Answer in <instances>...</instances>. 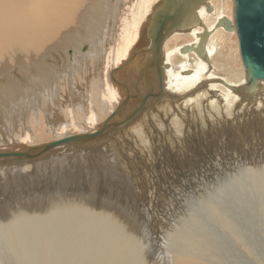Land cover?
<instances>
[{
    "label": "bare ground",
    "instance_id": "6f19581e",
    "mask_svg": "<svg viewBox=\"0 0 264 264\" xmlns=\"http://www.w3.org/2000/svg\"><path fill=\"white\" fill-rule=\"evenodd\" d=\"M165 2L0 0V194L19 201L8 213L10 204L0 203V264H264V160L254 163L264 141L246 136L232 148L242 135L264 139V87L246 96L236 1L172 4V21L194 18L169 24L162 45L153 19ZM143 98L142 113L126 103ZM99 129L110 135H95ZM154 134L174 159L215 150L224 168L212 191L196 184L187 191L194 198H179L169 215L163 201L158 222L149 219L147 187L136 182L135 173L150 171L132 151L141 141V152L153 153ZM119 142L129 159L100 166L99 156L122 151ZM232 155L238 163L227 165ZM28 194L73 199L34 205ZM153 222L159 236L146 231Z\"/></svg>",
    "mask_w": 264,
    "mask_h": 264
},
{
    "label": "rangeland",
    "instance_id": "374dc122",
    "mask_svg": "<svg viewBox=\"0 0 264 264\" xmlns=\"http://www.w3.org/2000/svg\"><path fill=\"white\" fill-rule=\"evenodd\" d=\"M2 5H4V4H2ZM2 16H3V14H2ZM83 50H86V49H83ZM69 53L71 54L72 53V50H69ZM38 56H39V54L37 53V52H33L32 53V59H38ZM27 58V57H26ZM32 59H29V58H27L26 59V61H29V62H31L32 61ZM7 63V62H6ZM7 65H8V63H7ZM9 66H12V67H15L14 66V64H10L9 63ZM83 88H85L86 89V85L83 87ZM81 92H83V95L82 94H80L81 96H87V93H86V95H84V90H81V89H79ZM92 102H94V101H92ZM56 103V104H55ZM55 103H54V106H55V111H59V109L57 108L58 107V101H55ZM80 105H82L81 103H80ZM79 105V106H80ZM57 106V107H56ZM77 109V108H76ZM79 110V109H78ZM83 110H84V108H83ZM82 115V116H81ZM81 115H80V111H79V115H78V117H77V119H76V123H81V126H79V127H81L80 128V130H83L82 128H83V126H82V119H83V113L81 112ZM61 116H65V115H61ZM80 116V117H79ZM81 117H82V119H81ZM50 125V124H49ZM48 125V126H49ZM78 125V124H77ZM29 126H32V122L30 121L29 122ZM30 128V130L28 129V131H29V133H31V139L33 140V142H35L36 141V139H35V136H34V132H33V127H29ZM15 129H16V131H22L24 128H23V126H22V128H21V126L20 125H17V126H15ZM51 130H49V132H50ZM91 131V130H90ZM20 132H18V134H16V136L14 137L15 139L17 138V137H19V136H21L22 135V133H20ZM20 134V135H19ZM53 134L51 133V136H52ZM146 135V134H145ZM145 135H143V139H144V137L145 138H147L148 137V139H150V137H152V136H150L149 134L147 135V136H145ZM155 136V137H154ZM154 136H153V138L155 139L154 141H153V144H150V143H148V148L150 147V151H152L153 153H151V154H149V153H147V154H149V155H147V154H145L144 152H141V151H143V149H144V145L141 143V141L139 142V145L141 146H139L138 145V143H136L135 142V144L136 145H134L133 146V149H132V151L134 152V154L136 155V154H138V155H143V156H141V157H143V160H144V164H145V167H141V168H145V169H147V170H149L150 172H141L140 174H137V173H135V175L137 176V183H140V184H143V186H145V187H147V191L149 192V194H150V196H148V197H146V198H148V200H149V203L151 204V209H150V211H149V219H150V217H151V215H153V217H152V219L153 220H155V221H157L158 222V219H157V213H158V210L159 209H157V208H160V209H166V207H165V205L162 203L163 201L164 202H167L168 204H171L170 206H168L167 207V213H168V215L170 214V211L173 209V207H174V204L175 203H177V200L179 199V198H186L187 200H191V199H193L194 198V196H192V195H187V191H190V190H192L193 188H195L196 187V184H197V187L194 189V190H197L198 189V187H200L199 186V184L203 181V183H201V188L203 187L204 189H205V191L206 192H210V191H212L213 189H211V190H209L210 189V186H212L215 182H216V180H217V178H214V177H217V174L220 176V172L224 169V168H217V166H218V164L219 163H216L218 160L220 161L221 160V156H222V154L221 155H219L217 152H215V150H210V151H208L207 149H200V151H201V157L203 156H205L204 158L202 157H198L199 155H197L196 157H194L193 158V160L191 161V162H186L182 157H177L179 160H177V159H174L173 158V156L172 155H169L170 153L168 152V150L165 148V146L164 145H162V142L160 143V140L157 138V136L154 134ZM246 136H248V137H252V139H254V140H256L257 142H259V140H260V142L263 140L264 141V139H263V136L262 137H260V136H258V135H242V137L241 138H239L237 141L238 142H235V144H240V141L242 140V138H244V137H246ZM255 136H258V137H255ZM49 139H52V138H49ZM148 139H145L147 142H148ZM250 139V138H249ZM259 139V140H258ZM158 140V141H157ZM135 140H133V142H134ZM259 142V143H260ZM120 143V142H119ZM118 143V144H119ZM152 143V142H151ZM159 143V144H158ZM248 143V142H247ZM121 145H122V143H120ZM155 144V145H154ZM161 144V145H160ZM238 144V146H235V147H232L233 149H235L236 147H240L241 146V144L239 145ZM120 145V147L122 148H120L122 151H118L119 149V146H117L116 147V151L115 152H113V153H108L109 155H107V154H102L101 156H99L98 157V161H99V164H100V166H102L103 167V162H105V165H104V167L106 168L107 166H110V164L111 165H113V164H119V163H122L123 161H125L126 159H129V158H127V156L125 157L124 156V154H123V145L121 146ZM139 147H138V146ZM143 145V146H142ZM157 145V146H156ZM1 146H6V145H4V144H1ZM21 146V145H20ZM137 147V149H136V147ZM153 146H154V148H153ZM159 146V147H158ZM258 146H261V145H258ZM262 146H263V148L260 150V154L261 155H263L264 154V145L262 144ZM151 147H152V149H151ZM0 148H2V147H0ZM158 148H160V150H158ZM155 149V150H154ZM159 152H158V151ZM205 151L204 153L205 154H203V151ZM142 153V154H141ZM155 153V156L153 155ZM158 153V155H156ZM211 153V154H210ZM147 156V157H150V155H151V159H146L147 157L145 156V155ZM207 154L209 155V157H212V156H216L217 154L219 155V157H218V155L214 158V160H216V161H210L209 160V157L207 156ZM214 154V155H213ZM77 155V154H76ZM83 155H86V154H83ZM103 155H107V157H106V161L103 159V158H100V157H102ZM137 155V156H138ZM169 155V156H168ZM225 157H226V154L224 155ZM233 156L234 155H232V156H229V157H227V165H231V164H236V163H238V161H235L234 159H233ZM208 157V158H207ZM139 158V157H138ZM138 158H135V159H133V165H135V166H137L136 165V163H137V159ZM198 159V161H197V159ZM206 158V159H205ZM108 159V160H107ZM163 159V160H162ZM181 159H183V160H181ZM195 159H196V161H197V163H196V161H195ZM205 159V160H204ZM136 160V161H135ZM149 160V161H148ZM176 160V161H175ZM263 160H264V157H260V158H258L257 160H255L254 161V163H256V164H259V165H262L261 163L263 162ZM89 162H91L90 160H88ZM162 161V162H161ZM184 161V162H183ZM209 161H210V163H209ZM45 162V161H44ZM101 162V163H100ZM146 162V163H145ZM206 162V163H205ZM213 162H215V163H213ZM150 164V167L152 168H150L149 167V164ZM153 164V167H152V164ZM194 163V164H193ZM204 163V164H203ZM146 164L148 165L147 167H146ZM180 164H181V166H180ZM191 164L192 165H194V166H191ZM200 164H203V166H199ZM210 164H211V166H210ZM214 164V165H213ZM216 164V165H215ZM189 165H190V167H189ZM209 165V166H208ZM207 166L209 167V168H207ZM213 166V167H212ZM139 167V166H138ZM191 167H193V170H192V168ZM195 167H197V169H194ZM215 167V168H214ZM105 168L102 170L103 171V173H105ZM191 168V169H190ZM187 169V170H186ZM137 170V169H136ZM209 170V171H208ZM212 170H217V173L216 174H212V173H210ZM127 171H123V172H121V173H126ZM191 172V173H190ZM195 172V173H194ZM109 174V173H108ZM196 174V175H195ZM245 174H247V173H244L243 175H245ZM221 175H222V173H221ZM111 176V175H110ZM118 176H120V174H117V176H115V178L116 179H119V177ZM203 176L204 177H206L207 179H204L203 180ZM218 176V177H219ZM199 177H201V178H199ZM103 178H104V176H101L100 177V179L103 181ZM123 178V177H122ZM135 178V177H134ZM191 180V181H190ZM190 188H189V187ZM144 187V188H145ZM172 187V188H171ZM73 188V187H72ZM71 187H70V189H72ZM201 188H200V190H201ZM139 192H140V189H139ZM178 192H182L181 194L183 195H181L180 193L179 194H177ZM193 192H195V191H193ZM161 194V195H160ZM176 194V195H175ZM174 195V196H173ZM0 203L3 205L4 204V206H5V203H9L10 204V206L6 209V213H8V212H10L11 210H12V208H13V204H14V202H19V201H16V200H14V199H10V200H8L7 202H6V196L5 197H3L2 198V196H3V194H0ZM27 196H28V198H27ZM30 196V197H29ZM36 196V197H35ZM63 197H56V196H53L54 197V200L53 199H51L50 197H47V196H39V198H38V196L37 195H30V194H28V195H26V198H27V201L28 202H30V201H32V204H34V205H38V204H36L37 203V201L39 200V201H42V200H44V202H50V200H53V201H51V202H55L56 201V199L57 198H61V199H63L65 202H68L69 201V199H78L79 198V193H77L76 195H72L73 196V198H72V196H64V195H62ZM141 197H142V195H140ZM181 196V197H180ZM197 196H199V193L197 194ZM33 197V198H32ZM77 197V198H76ZM41 198V199H40ZM67 198V199H66ZM91 198V197H90ZM168 198V199H167ZM177 198V199H176ZM202 198V199H201ZM208 198V193H206L205 195H200L199 196V199H198V201H206V199ZM31 199V200H30ZM48 199V200H47ZM2 200V201H1ZM159 200V201H158ZM4 201V202H3ZM12 201V202H11ZM35 201V202H34ZM159 202H160V205H159ZM162 203V204H161ZM45 204H47V203H45ZM2 205H0V208L1 207H3ZM48 205H50V204H48ZM56 205H62V206H71V205H69L68 203H59V204H56ZM177 205H180V202L177 204ZM197 205H199V203L197 202V203H195V206L194 207H192L191 209H190V211L188 212V214L186 215V217L188 216V215H190V213L192 212V210L195 208V207H197ZM169 208V209H168ZM5 213V214H6ZM156 217V218H155ZM2 218V214H0V219ZM155 218V219H154ZM153 225V226H152ZM155 225V226H154ZM153 227V228H152ZM157 230V227H156V224L153 222V223H151V224H149V229L148 230H146V231H149V233H151L150 235H155L156 233H157V236H159V232L158 231H161V229H159L158 228V231H156ZM164 231H166V230H164Z\"/></svg>",
    "mask_w": 264,
    "mask_h": 264
},
{
    "label": "water",
    "instance_id": "95a60500",
    "mask_svg": "<svg viewBox=\"0 0 264 264\" xmlns=\"http://www.w3.org/2000/svg\"><path fill=\"white\" fill-rule=\"evenodd\" d=\"M235 1V25L239 35L240 49L246 70V81L243 86L248 93H251L248 94L246 92L248 94L246 96H258L261 92L260 89L264 87V0ZM196 2L197 0H166L165 4L162 6V8H159L153 19V28L155 29L156 33L160 34V37L156 40L160 41L163 45L166 35H161V33L169 24L175 26L180 23L191 21L194 18L192 13L189 12L188 15L185 16L184 20H181L180 22L172 21L171 18L179 21L177 19L179 14L176 15L172 11V4L177 3L180 7V10H182V7L183 9H190ZM204 2L207 3V0H204ZM200 3L201 1H198L195 7ZM195 7H193L191 10H194ZM225 21L227 28H234L230 19L225 18ZM162 45H160L159 48ZM151 52H153L154 56L157 57L156 51L152 50ZM137 101L127 100L126 103L130 102V104H128L130 107L136 106L134 110L131 107L132 111L142 113L145 110L144 98L142 99L141 106L138 105ZM127 117L128 119L125 120V123L128 122L129 124L134 119V117L131 118L130 114L127 115ZM110 118H112V116ZM124 126L126 125L124 124ZM103 130L104 129H99L95 132V135L99 133H103L106 137L110 135V130ZM71 139L72 138H67L66 140ZM61 140L63 142L66 141L64 139Z\"/></svg>",
    "mask_w": 264,
    "mask_h": 264
}]
</instances>
